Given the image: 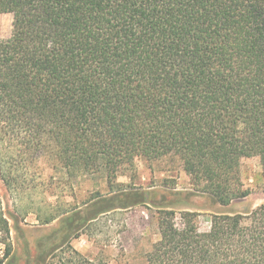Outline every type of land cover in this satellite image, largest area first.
I'll return each mask as SVG.
<instances>
[{
	"label": "trees",
	"instance_id": "trees-1",
	"mask_svg": "<svg viewBox=\"0 0 264 264\" xmlns=\"http://www.w3.org/2000/svg\"><path fill=\"white\" fill-rule=\"evenodd\" d=\"M0 13L13 14L0 41V178L19 194L9 144L21 161L50 150L70 178L102 175L110 187L83 210L48 211L42 223L61 219L65 240L48 236L24 262L0 196V264H109L71 240L147 204L115 185L139 156L178 158L195 192L222 206L251 193L240 163H264V0H0ZM168 207L147 264H264V203L215 213L207 231L188 212L178 228Z\"/></svg>",
	"mask_w": 264,
	"mask_h": 264
},
{
	"label": "rangeland",
	"instance_id": "rangeland-1",
	"mask_svg": "<svg viewBox=\"0 0 264 264\" xmlns=\"http://www.w3.org/2000/svg\"><path fill=\"white\" fill-rule=\"evenodd\" d=\"M12 31L13 14L0 13V41L9 38ZM5 152L8 160L15 157L14 169H17L15 173L19 178L17 185L20 192L12 195L0 178V196L11 217L14 251L22 262L28 253L36 252L37 244L47 241L48 236L53 235L57 243L65 240L66 236L57 231L62 224L61 219L50 224L42 223L41 219L48 211L58 214L73 209L83 210L84 202L93 193H110L105 176L70 178L64 165L50 150L24 161L16 157L13 146L9 144ZM135 164L134 168H122L115 185L120 189L129 187L146 192L147 204L113 210L101 215L93 224L78 228L79 236L73 238L71 244L85 256L109 264H147V252L160 237L158 211L166 205L176 211L175 224L178 228L185 227L181 214L188 212L196 215L188 216L190 224L200 231H207L215 213L247 214L264 203V163L259 156L241 160L244 187L249 188L251 193L235 199L228 206L216 204L207 194L195 192L190 176L176 157L148 160L139 156Z\"/></svg>",
	"mask_w": 264,
	"mask_h": 264
}]
</instances>
